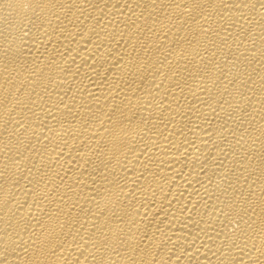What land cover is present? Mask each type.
<instances>
[{"label": "bare ground", "instance_id": "1", "mask_svg": "<svg viewBox=\"0 0 264 264\" xmlns=\"http://www.w3.org/2000/svg\"><path fill=\"white\" fill-rule=\"evenodd\" d=\"M0 264H264V0H0Z\"/></svg>", "mask_w": 264, "mask_h": 264}]
</instances>
